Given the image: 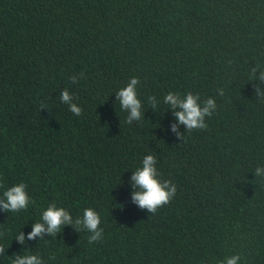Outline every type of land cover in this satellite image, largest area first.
Returning a JSON list of instances; mask_svg holds the SVG:
<instances>
[{
    "label": "trees",
    "instance_id": "1",
    "mask_svg": "<svg viewBox=\"0 0 264 264\" xmlns=\"http://www.w3.org/2000/svg\"><path fill=\"white\" fill-rule=\"evenodd\" d=\"M255 66L264 70V0H0V198L19 183L31 198L26 211L0 209V264L33 254L44 264H264ZM133 77L143 119L128 124L116 93ZM65 89L82 115L61 101ZM169 92L213 98L207 129L179 124ZM146 155L177 186L156 214L132 200ZM53 203L74 219L94 209L103 239L89 244L87 230L65 225L21 245Z\"/></svg>",
    "mask_w": 264,
    "mask_h": 264
},
{
    "label": "clouds",
    "instance_id": "2",
    "mask_svg": "<svg viewBox=\"0 0 264 264\" xmlns=\"http://www.w3.org/2000/svg\"><path fill=\"white\" fill-rule=\"evenodd\" d=\"M259 70V76L256 73ZM84 73H80L82 78ZM252 80H258L264 83V70L259 66L251 68ZM72 83H78V78L73 75ZM140 83L138 77H133L126 87L116 93V98L123 110L127 111V123L132 124L135 121L143 119L142 101L137 92V85ZM256 97L264 100V92H261L259 85L255 88ZM223 95V90H221ZM60 99L69 106V110L76 116L83 113V109L78 106L74 94L65 89ZM151 107L156 108V97H148ZM163 102L174 110V115L179 124L185 125L187 131L204 130L208 125L205 122L206 117H211L217 109L216 101L213 98L201 102L199 94L187 93L181 96L177 93L169 92L164 96ZM46 106L42 105V108ZM178 125L173 124L172 130L177 131ZM180 139L184 135L177 132ZM157 159L155 155H146L143 158L142 166L133 172L131 177L132 187L135 191L132 193V200L141 209H147L149 213L156 214L158 210L171 203L177 194V186L171 180H161L160 173L156 167ZM256 177H264V166H257L254 169ZM2 186V185H0ZM31 203V198L24 183H19L6 189L3 192V198H0V209L5 212L18 213L26 211ZM65 225H74L78 231L87 230L91 235L88 243L98 242L103 239V228L101 225V216L92 208L84 209L82 217L73 218L68 210L63 207H57L55 203L48 206L43 211L41 222H36L32 226V231L27 236L20 232L16 240L25 245L28 240H35L37 237L43 238L45 233L56 236ZM5 253V248L0 246V255ZM240 255H233L220 261L219 264H240ZM12 264H44V261L37 255L16 256Z\"/></svg>",
    "mask_w": 264,
    "mask_h": 264
}]
</instances>
